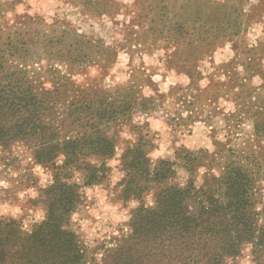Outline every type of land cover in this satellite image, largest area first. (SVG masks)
<instances>
[{
    "label": "trees",
    "instance_id": "obj_1",
    "mask_svg": "<svg viewBox=\"0 0 264 264\" xmlns=\"http://www.w3.org/2000/svg\"><path fill=\"white\" fill-rule=\"evenodd\" d=\"M72 1L97 15L116 6L114 0ZM158 1L144 4L143 37L128 42H151L166 51L173 47L168 56H176L177 67L189 77L197 62L236 36V19L227 16L222 2ZM8 11V2L0 0V147L23 144L34 163L51 169L52 179L38 188L35 203L31 200L42 205L43 219L24 227L20 219L0 215V264H88L71 227L83 194L81 184L69 180L70 173L81 171L84 185L100 182L108 170L105 161L115 152L109 126L129 123L133 113L146 112L152 99H139L127 83L107 90L71 80V74L90 66L114 62L117 45L67 25L47 24L40 16L15 14L17 20L4 21ZM35 59H45L57 75L43 91L29 79ZM253 126L256 135L264 131V122ZM146 142L139 134L121 154L120 197L140 200L152 191V204L140 201L132 211L129 232L107 249L105 264H233L245 244L251 245L254 263L264 264L261 155L228 149L216 174L204 154L183 148L173 160L152 162ZM87 157L100 161L88 162ZM202 167L209 170L200 175Z\"/></svg>",
    "mask_w": 264,
    "mask_h": 264
},
{
    "label": "rangeland",
    "instance_id": "obj_2",
    "mask_svg": "<svg viewBox=\"0 0 264 264\" xmlns=\"http://www.w3.org/2000/svg\"><path fill=\"white\" fill-rule=\"evenodd\" d=\"M2 1L8 2L10 10L4 21H15L18 16L24 14L40 16L47 24L67 25L78 34L98 37L108 45L118 46L114 62L111 64L93 65L84 73L71 74V80L75 84L88 83L92 85L91 89L101 87L109 90L116 85L127 83L134 86L139 99H152L146 112L133 113L129 123H112L109 126L108 133L114 137L115 152L111 158L106 159L108 170L100 182L84 185L81 171L70 173L69 180L80 183L83 194L81 204L73 213H79L80 220L91 222L87 225V230L82 231L80 224L71 219V227L87 252L88 264H105L107 249L118 237L129 232L128 222L132 211L140 201L146 205L152 204V191L145 193L140 200H122L120 197L119 182L123 176L120 157L129 143L138 140L139 134L147 141V154L152 162L159 159L173 160L176 152L183 148L204 154L206 165L216 174L231 150L259 153L262 159L260 163L264 164V131L256 135L253 126L255 121L264 122V0H217L226 5L230 12L227 16L236 19V36L233 38L236 42L224 40L209 56L196 63L191 77L177 67L181 64L176 56H168L174 51L173 47L166 51L162 46L151 42H128L138 35L139 38L143 37L140 28L147 18L142 17V7L149 1L158 3V0H114L115 10L100 15L72 0ZM224 16L226 15L222 14L220 18L224 19ZM257 26L260 35L253 31ZM250 33L255 38L254 43ZM157 53L162 55H155ZM122 55L126 56V63L124 67H118ZM154 55L156 63H146L145 57L151 59ZM168 58L172 60V65L168 63ZM161 66L163 71H160ZM169 72H173L176 77H185L187 83L178 81L174 85H168L167 91L162 92L160 86L166 81ZM28 75L30 82L40 91L49 88L57 77L52 74L45 59L32 61L28 67ZM121 75L127 79L118 81L117 77ZM155 75L160 76L159 81L152 79ZM145 88L152 94L145 95ZM153 121H159L162 128H154ZM200 125L203 127H198ZM205 138L210 147L205 145ZM185 141L193 146L188 147ZM162 146L163 154L154 155L161 151ZM85 159L92 163L100 161L94 157ZM206 169L208 168L202 167L200 175ZM178 171L176 180L180 181L182 171ZM115 175H119V179L113 183ZM42 177L43 186L40 183ZM200 178L201 176H198L197 180L200 181ZM51 179V169L34 163L23 144L18 143L7 149L0 147V182H3L0 183V208L7 206L9 209H20L15 216L11 212L3 211H0V215L18 218L24 227H29L36 221L35 213L43 212L42 205L38 202L32 205L31 200L35 203L38 188L46 186ZM4 184H7V187ZM29 189L36 192L35 197L29 195ZM20 193H24L22 198ZM101 197L104 198L105 204L119 205L117 213L127 210L129 218L115 226L110 220L105 223L104 213L101 212ZM133 201L136 206L130 208L129 205ZM89 209L95 210L101 219L97 220L92 216ZM96 224L111 231L103 232L101 236V229L97 228V235L93 236L89 243L88 230ZM233 264H255L250 244L242 247L240 254L233 259Z\"/></svg>",
    "mask_w": 264,
    "mask_h": 264
},
{
    "label": "clouds",
    "instance_id": "obj_3",
    "mask_svg": "<svg viewBox=\"0 0 264 264\" xmlns=\"http://www.w3.org/2000/svg\"><path fill=\"white\" fill-rule=\"evenodd\" d=\"M21 11L23 10L22 8L20 9ZM253 31H255L256 35H260V31H259V26H257L255 29H253ZM250 35V38L252 39V42L254 43L255 42V38L251 36V33L249 34ZM225 51H227V49H225ZM155 55H162V53H157ZM155 55L149 59L148 57H145V61L146 63L148 64H155L156 63V59H155ZM126 56H121V62L120 64L118 65V67H124L125 63H126ZM218 60H219V57H218ZM163 67L161 66L160 67V71H163ZM127 79L126 76H118L117 77V80L118 81H123ZM152 79L154 81H159L160 80V76L159 75H155L152 77ZM181 82V83H187V80L185 77L183 76H180V77H176L175 74L173 72H169L168 73V77L166 79V81L161 84L160 86V90L163 92V91H167V88H168V85L172 84H176L177 82ZM144 94L145 95H151V91L147 88L144 89ZM153 127L154 128H162V125L160 124L159 121H153ZM198 127H203L202 125L198 126ZM185 143L187 144L188 147H192L193 145L188 143L187 141H185ZM204 143L206 146H209L207 144V140L205 138L204 140ZM163 154V146L161 147V151L160 152H157L155 153L154 155H162ZM37 173H39V168L36 169ZM119 179V175H115L113 176V183H115V181ZM0 183H3V182H0ZM41 185L43 186L44 184V178L42 177L41 181H40ZM5 187H7V184H4ZM28 193L29 195H31L32 197H35L36 196V192L34 190H31L29 189L28 190ZM89 194V198H91V190H89L88 192ZM21 196V198L23 197L24 193H20L19 194ZM100 205H102V208H101V212L104 213V222L107 223L108 220H110L113 224V226H115L117 223L121 222V221H124V220H127L129 217L127 215V210H124V211H121L119 213H117V208L119 207V205H108V204H105L104 203V198L101 197L100 198ZM136 206V202H131L129 207H135ZM0 211H3V212H11V214L13 216H15L16 214H18L20 212V209L17 207V208H11L9 209L7 206H3L2 208H0ZM90 212V214L94 217H96L97 220L101 219L100 215L97 214V212L95 210H92V209H89L88 210ZM80 214L79 213H73L72 214V221L74 223H79L80 224V228L82 231L84 230H87V225L90 224L91 222L88 221V220H80ZM43 219V212L42 211H37L35 213V220L36 221H39ZM27 226V225H25ZM97 228H100L101 229V236L103 234V232H107V231H111V229H108V228H101V225L100 224H96L91 230H88V242L91 243V238L93 236H96L97 233H96V229ZM115 234V233H114ZM97 238H100V237H97Z\"/></svg>",
    "mask_w": 264,
    "mask_h": 264
}]
</instances>
